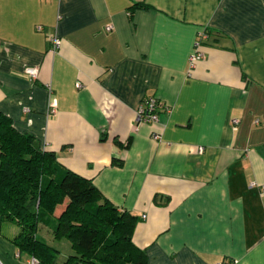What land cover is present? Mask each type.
<instances>
[{
	"label": "crops",
	"instance_id": "crops-1",
	"mask_svg": "<svg viewBox=\"0 0 264 264\" xmlns=\"http://www.w3.org/2000/svg\"><path fill=\"white\" fill-rule=\"evenodd\" d=\"M0 113L138 216L148 264H264V0H0ZM18 230L0 217V264H30Z\"/></svg>",
	"mask_w": 264,
	"mask_h": 264
},
{
	"label": "trees",
	"instance_id": "trees-1",
	"mask_svg": "<svg viewBox=\"0 0 264 264\" xmlns=\"http://www.w3.org/2000/svg\"><path fill=\"white\" fill-rule=\"evenodd\" d=\"M135 7L146 5L138 2L130 9ZM113 163L122 162L114 158ZM63 203L55 216L56 206ZM0 217L14 221L19 230L10 240L35 264H55L58 252L38 238L39 225L54 239L69 241L73 252L61 264H148L144 252L132 243L138 216L119 210L91 180L61 167L54 151L39 147L34 136L15 129L1 113Z\"/></svg>",
	"mask_w": 264,
	"mask_h": 264
},
{
	"label": "built area",
	"instance_id": "built-area-1",
	"mask_svg": "<svg viewBox=\"0 0 264 264\" xmlns=\"http://www.w3.org/2000/svg\"><path fill=\"white\" fill-rule=\"evenodd\" d=\"M106 30H110L112 27L110 25H106L104 27ZM37 30H40L41 27L37 26ZM202 37H205L204 33L201 31H198L197 33V40L194 43V52L190 55L189 59L191 62H194L199 59L200 55V50H199V41L202 39ZM47 41L49 42V47L48 50L50 52H55L60 46L61 41L59 40V37L57 38L55 35L50 34L47 35ZM26 74L28 77L31 79H35L37 75V68H26L25 69ZM76 85H79L78 82H76ZM53 100L51 99L49 104H48V111H53ZM158 106V101L157 98L154 96H147L141 105L139 109L136 112L135 120L139 123H144V122H155L157 121V107ZM238 120H232V124L235 126L237 124ZM264 192V185L262 187V193ZM36 260L34 258L30 259V264H35ZM215 264H233V260H219V262H216Z\"/></svg>",
	"mask_w": 264,
	"mask_h": 264
},
{
	"label": "rangeland",
	"instance_id": "rangeland-1",
	"mask_svg": "<svg viewBox=\"0 0 264 264\" xmlns=\"http://www.w3.org/2000/svg\"><path fill=\"white\" fill-rule=\"evenodd\" d=\"M37 229H38V231H37L38 238L41 239V240H45L46 241L47 238H46V231L45 230L47 228H45L44 225H39ZM48 245H50V244L48 243ZM53 246H55V248H59V250L61 251V254L64 255V256H67L68 252L71 250L69 241L64 239V238H60L58 241L55 240V243H54Z\"/></svg>",
	"mask_w": 264,
	"mask_h": 264
}]
</instances>
